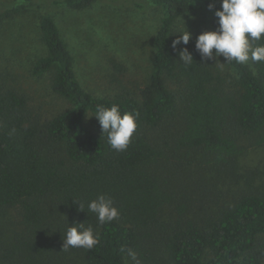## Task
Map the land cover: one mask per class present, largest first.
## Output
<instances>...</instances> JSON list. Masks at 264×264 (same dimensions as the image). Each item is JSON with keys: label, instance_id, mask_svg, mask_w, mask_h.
<instances>
[{"label": "trees", "instance_id": "1", "mask_svg": "<svg viewBox=\"0 0 264 264\" xmlns=\"http://www.w3.org/2000/svg\"><path fill=\"white\" fill-rule=\"evenodd\" d=\"M98 0H52L83 9ZM219 8L218 0H214ZM137 8L161 12L152 37L153 58L147 82L137 90L94 96L84 90L73 71V58L51 15L39 18L45 53L31 66L32 74L51 71L49 87L68 106L49 119L33 113L25 94L0 83V220L11 208L19 211L18 228L0 243L4 264H72L80 253L85 264H126L131 249L138 264H263L264 194L243 193L217 213L199 221L180 216L169 228L159 216L173 194L155 172L172 130L177 148L199 149L206 161L224 165L250 147L264 144V62H229L235 87L202 61L194 45V61L175 58L169 36L176 20L196 11L210 14L209 0H132ZM33 0H13L0 9V19L23 12ZM38 6V4L36 5ZM264 43V38L255 44ZM116 68H120L114 64ZM166 80L173 83L170 89ZM118 104L140 117L129 147L113 150L101 127L83 124L97 106ZM163 143V144H162ZM110 196L119 210L112 222L100 224L87 209L98 194ZM73 200L85 203L78 211ZM179 212L183 206L178 205ZM83 222L99 235L91 250L69 248L63 237L69 224ZM158 250L164 253L161 260Z\"/></svg>", "mask_w": 264, "mask_h": 264}, {"label": "rangeland", "instance_id": "2", "mask_svg": "<svg viewBox=\"0 0 264 264\" xmlns=\"http://www.w3.org/2000/svg\"><path fill=\"white\" fill-rule=\"evenodd\" d=\"M11 1L0 0V9ZM33 1L35 4L23 12L0 19L1 84L25 94L33 113L41 120L49 119L68 106L66 100L49 87L51 71L40 76L31 72L33 61L45 53L39 18L42 13H48L73 58L74 74L84 90L94 96L112 97L127 89L138 99L137 90L147 82L152 65V37L161 16L158 7L140 9L132 0H98L86 8L71 9L53 4L52 0ZM181 18L192 38L187 45H178L173 50L172 40L178 34L170 33L169 43L176 59L180 49L195 44L200 32L216 28L210 14L199 10L179 17L171 32L181 28ZM219 60L225 62L222 57ZM206 62L230 88L235 87L236 75L229 62L222 67L219 61ZM246 64L250 65V61ZM166 85L170 89L174 87L169 80ZM92 115L87 112L82 121L87 129L95 132L99 123ZM172 133L167 130L161 135L167 146L163 147L164 156L154 167L173 194L172 200L159 210L160 219L169 228L178 225L181 215L199 221L217 213L243 193L264 194V144L250 147L224 165L215 166L206 161L202 150L177 148L172 142ZM178 205L183 206L180 212ZM18 222V208H11L0 220V243L11 230L18 228ZM157 252L162 260L164 253ZM67 256L72 264H85L79 252L67 253ZM262 262L264 264V258ZM0 264H4L1 257ZM126 264H137V261L129 256Z\"/></svg>", "mask_w": 264, "mask_h": 264}, {"label": "clouds", "instance_id": "3", "mask_svg": "<svg viewBox=\"0 0 264 264\" xmlns=\"http://www.w3.org/2000/svg\"><path fill=\"white\" fill-rule=\"evenodd\" d=\"M220 7H215L214 0H209L207 8L214 12L218 26L213 30L200 32L195 38V50L202 61H219L222 57L225 62L235 61L238 64L264 62V43L255 44L264 38V0H219ZM181 28L171 32L178 34L172 40V48L178 45H187L192 33L186 28L184 20ZM179 61L190 65L194 59L187 47L180 49ZM220 62L222 67L225 63ZM98 120L102 133L107 134L109 146L123 152L131 143L136 132L140 114L138 111H122L118 104L110 106L99 105L92 115ZM78 211H84L85 203L73 200ZM87 209L94 213L100 224L112 222L119 216V210L113 199L106 194H98L94 199L87 201ZM99 242V235L91 225L83 222L69 224L63 237L62 249L83 248L91 250ZM133 260L135 253L127 250ZM138 264V262H137Z\"/></svg>", "mask_w": 264, "mask_h": 264}]
</instances>
